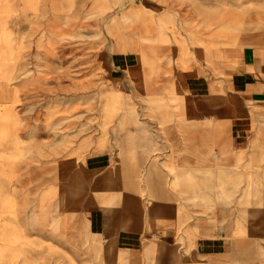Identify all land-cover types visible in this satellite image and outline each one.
I'll use <instances>...</instances> for the list:
<instances>
[{
    "label": "rangeland",
    "instance_id": "rangeland-1",
    "mask_svg": "<svg viewBox=\"0 0 264 264\" xmlns=\"http://www.w3.org/2000/svg\"><path fill=\"white\" fill-rule=\"evenodd\" d=\"M72 1L0 0V264H264L252 227L263 153L257 164L240 159L235 183L206 170L183 185L167 136L185 123L187 75L221 66L224 45L263 55L264 0ZM103 151L111 162L90 166ZM163 183L197 214L232 207L229 247L202 250L188 231L147 236L133 263L115 240L118 198L122 226L140 207L145 222ZM95 210L105 231L91 226Z\"/></svg>",
    "mask_w": 264,
    "mask_h": 264
},
{
    "label": "crops",
    "instance_id": "crops-1",
    "mask_svg": "<svg viewBox=\"0 0 264 264\" xmlns=\"http://www.w3.org/2000/svg\"><path fill=\"white\" fill-rule=\"evenodd\" d=\"M220 52L224 59H221V66L216 67V72L214 69L210 73L197 71L183 79L182 84L187 91L186 112L182 115L185 123L180 129L167 131L178 168L182 175L185 171L181 178L183 185L204 182L202 175L206 170L213 171L212 178L217 181L227 177L229 182L235 183V167L241 158L243 165L257 164L255 158H261L262 153L264 155V148L256 146L258 122L264 117V51L257 57L255 52L253 55L243 53L241 46L229 44L224 45ZM109 155L107 151L98 152L93 158H88V164L93 168L104 167L111 162ZM166 185L163 183L160 189L155 190L145 211V222L141 217L144 211L140 207L129 211V214H134V221L130 219L122 226L121 194L118 198L119 228H114L118 230L115 240L120 248L130 250L133 263L134 258L139 260V248L147 236L170 240L180 232L188 231L200 235L197 246L202 250L219 253L229 247V238L235 236V228L238 227L233 225L232 207L228 213L222 209L218 215L197 214L189 203L180 205ZM125 197L128 198L127 195ZM186 199L190 200L189 195ZM137 202V198H132V202L127 204L136 206ZM104 214L99 210L90 213L94 230H106L109 220ZM252 227L264 238V205Z\"/></svg>",
    "mask_w": 264,
    "mask_h": 264
},
{
    "label": "bare ground",
    "instance_id": "bare-ground-1",
    "mask_svg": "<svg viewBox=\"0 0 264 264\" xmlns=\"http://www.w3.org/2000/svg\"><path fill=\"white\" fill-rule=\"evenodd\" d=\"M72 1V0H71ZM73 2V1H72ZM71 3V2H70ZM72 4V3H71ZM115 37H116V35H115Z\"/></svg>",
    "mask_w": 264,
    "mask_h": 264
}]
</instances>
